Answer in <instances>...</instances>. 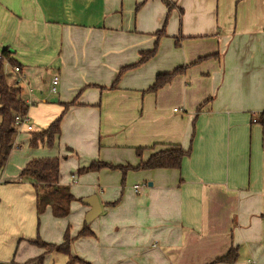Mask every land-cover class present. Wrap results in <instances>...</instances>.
<instances>
[{"label": "crops", "instance_id": "crops-1", "mask_svg": "<svg viewBox=\"0 0 264 264\" xmlns=\"http://www.w3.org/2000/svg\"><path fill=\"white\" fill-rule=\"evenodd\" d=\"M167 1L0 0V51L20 66L32 126L19 128L28 133L0 170V260L53 261L61 253L33 241L60 244L68 226L70 255L88 264H207L230 248L236 259L217 264H264V0ZM156 40L155 56L111 86ZM176 101L185 114L170 111ZM61 114L55 151L38 153L30 133ZM170 144L190 147L179 169L127 170L125 187L118 168L77 172L92 161L135 166ZM42 155L59 158L60 185L65 173L93 181L70 191L64 217L38 212L33 186L19 181ZM132 181L144 183L138 192ZM91 195L101 210L86 222ZM84 225L90 234L77 236Z\"/></svg>", "mask_w": 264, "mask_h": 264}, {"label": "trees", "instance_id": "trees-1", "mask_svg": "<svg viewBox=\"0 0 264 264\" xmlns=\"http://www.w3.org/2000/svg\"><path fill=\"white\" fill-rule=\"evenodd\" d=\"M167 7L170 8L167 0H163ZM156 36L163 35V30L157 31ZM157 40L149 50L139 52L138 60L130 65L121 67L111 86H114L121 75L129 68L141 65L155 56L157 52ZM177 44V39L175 41ZM12 51L9 48H4L0 51V170L5 166L9 154L14 146L15 136L18 127L15 124V116H24L27 114L29 104L21 97V88L17 83L13 72L5 69V64L14 67L20 66L10 58ZM209 56L198 57L195 62H199ZM193 62V63H195ZM187 65L178 66L169 72L158 73L155 75L153 83L147 88V91L155 92L171 79L183 74ZM17 76V75H16ZM75 100L64 103L63 113L73 105ZM200 111V106L197 108V113ZM62 113V114H63ZM54 119L45 129L30 133L29 145L36 147L38 145L52 146L60 133L61 116ZM192 137V135H191ZM142 148L136 147L135 152L140 157ZM190 154V147L183 149L176 144L167 145L165 148L153 152L146 160H140L135 166L133 165H114L102 161H92L88 166L78 169L77 172L93 171L100 168L115 169L122 171V182L127 170H154V169H179L182 159ZM19 181H28L35 190L37 210L41 212L45 207H49L53 216L64 217L69 212L71 201L74 196L69 191L68 185L59 184V159L58 157L35 158L29 160L21 169L18 175ZM90 234L86 225L82 227L77 236ZM71 238L68 232L64 233L63 242L60 244L46 243L39 239H35L33 243L45 248L48 251L55 250L67 255L68 261L66 264H88L77 256H71L69 252V243ZM237 257L235 248H230L224 255H221L207 264L217 263H232ZM42 260V255L38 257Z\"/></svg>", "mask_w": 264, "mask_h": 264}, {"label": "rangeland", "instance_id": "rangeland-1", "mask_svg": "<svg viewBox=\"0 0 264 264\" xmlns=\"http://www.w3.org/2000/svg\"><path fill=\"white\" fill-rule=\"evenodd\" d=\"M10 68H12L11 66H9V70H11ZM14 74V73H13ZM16 77V76H15ZM175 109V111H178V114H183L184 113V110H183V106H182V104H179V102L178 101H176V102H174L170 107H169V109H170V111H172V109ZM185 114V113H184ZM19 130V129H18ZM18 130H17V132H18ZM26 132L27 131H19L18 133H17V136H16V138H19L20 140L21 139H23L24 137H25V135H26ZM28 133V132H27ZM57 140V139H56ZM56 140H55V142H54V144L52 145V146H50V147H48V146H42V148H39L38 149V153H42V154H44L43 152H47V153H53V151H55V149H56V146H57V142H56ZM41 157V156H40ZM42 157H45V156H43L42 155ZM63 158V157H62ZM59 159V158H58ZM66 167L64 166V169H65ZM9 169V168H8ZM14 172L16 171V169L15 170H13ZM12 171V172H13ZM90 172H92V171H90ZM89 174H91V173H89ZM92 174H94V173H92ZM65 175V177H66V181L68 182L67 184H68V186H69V191H76V190H78V189H80V187L81 186H84L85 184H91V183H93V181H91L90 179H89V183H87L86 181H85V179L83 178V177H80L81 175L79 174V175H77L78 177H77V185H75V184H73V183H71L70 182V179L68 180V176H69V174L68 173H65L64 174ZM93 178H95V175L94 176H92ZM129 181V180H128ZM94 182H96V181H94ZM134 183H136V184H139V185H143L144 183H141L140 181H132V182H130V184H129V186H132ZM138 185V186H139ZM121 186H127V182H126V177H125V179H124V181L123 182H121ZM95 188H96V190H97V193L99 194V192H101L100 190H99V188H98V186H97V184L95 183ZM99 190V191H98ZM69 231V228H68V226H67V228L65 229V231L64 232H68ZM70 235V234H69ZM59 253V252H58ZM55 255H57V258H54L53 259V261H52V259L51 260H48L45 264H62V258L64 257L63 256V254L61 253V254H55ZM74 264H78V263H74Z\"/></svg>", "mask_w": 264, "mask_h": 264}, {"label": "built area", "instance_id": "built-area-1", "mask_svg": "<svg viewBox=\"0 0 264 264\" xmlns=\"http://www.w3.org/2000/svg\"><path fill=\"white\" fill-rule=\"evenodd\" d=\"M11 71L14 74H17V78H19V80H21L22 75L20 73V70H19V67L18 66L12 67L11 68ZM57 83H58V77L57 76H53V78L51 80V85H50V91L51 92H55L56 91ZM29 103H30V101L27 104H29ZM14 119H15V124L17 125L18 129L20 127H22L23 125H26V128L27 129H31L32 128V126L28 123V116H27V114L24 115V116L16 115ZM73 182H75V180H73ZM133 190L135 192H138L139 186L138 185H133ZM0 264H10V263H9V261H6V260H0Z\"/></svg>", "mask_w": 264, "mask_h": 264}, {"label": "water", "instance_id": "water-1", "mask_svg": "<svg viewBox=\"0 0 264 264\" xmlns=\"http://www.w3.org/2000/svg\"><path fill=\"white\" fill-rule=\"evenodd\" d=\"M53 100L55 101V99ZM86 204L90 206V209L85 215V221L89 222L99 214L101 207L96 195H91L90 197H87Z\"/></svg>", "mask_w": 264, "mask_h": 264}]
</instances>
